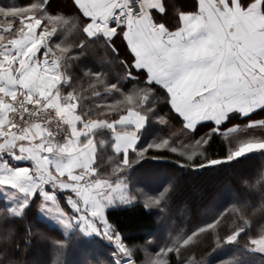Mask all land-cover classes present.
Here are the masks:
<instances>
[{
  "label": "trees",
  "instance_id": "trees-1",
  "mask_svg": "<svg viewBox=\"0 0 264 264\" xmlns=\"http://www.w3.org/2000/svg\"><path fill=\"white\" fill-rule=\"evenodd\" d=\"M27 17L47 33L44 51L60 59L67 80L61 92L75 99L82 123L112 124L119 132L134 127L120 125V117L134 113L142 120L125 154L112 150L110 129L96 131L89 178L125 184L128 203L103 215L134 263L264 264V254L249 243L264 237V149L242 150L264 142V122L251 127L248 117H232L219 129L202 123L188 130L167 92L135 71L125 50L101 33L86 35L88 20L72 0H0L2 35H21ZM161 169L164 179L155 183ZM37 207L33 199L13 215L0 199V264L122 262L113 258L104 223L95 221L90 236L76 226L64 235L38 217Z\"/></svg>",
  "mask_w": 264,
  "mask_h": 264
},
{
  "label": "crops",
  "instance_id": "crops-1",
  "mask_svg": "<svg viewBox=\"0 0 264 264\" xmlns=\"http://www.w3.org/2000/svg\"><path fill=\"white\" fill-rule=\"evenodd\" d=\"M72 2L88 20L86 35L101 33L112 47L125 50L132 68L167 92L186 129L202 123L219 129L232 117H248L251 127L264 122V0H142L144 16L129 19L118 29L120 36L108 27L98 32L96 26L112 15L118 0ZM6 27L0 23V31ZM22 27L23 33L10 39L0 33V189L5 190L0 199L5 205V194L29 203L37 199V214L45 205H56L68 216L71 231L76 226L90 236L95 221L105 224L104 211L116 204H108V195L119 184L101 178L82 182L91 177L96 161V131L110 129L112 150L125 154L137 142L142 120L134 113L120 117V125L134 127L119 132L112 124L82 123L75 99L61 92L67 80L39 72L47 33H38L30 17ZM18 94L45 99L56 110L68 131L59 145L37 125L21 137L3 136L5 101ZM61 97L67 98L65 105ZM247 146L243 152L259 151L264 142Z\"/></svg>",
  "mask_w": 264,
  "mask_h": 264
},
{
  "label": "built area",
  "instance_id": "built-area-1",
  "mask_svg": "<svg viewBox=\"0 0 264 264\" xmlns=\"http://www.w3.org/2000/svg\"><path fill=\"white\" fill-rule=\"evenodd\" d=\"M144 14L145 7L142 0H118L112 15L105 22H97L96 26L98 30L104 27L117 30L129 19L138 20ZM39 72L60 82L64 79L60 62L56 58L43 57L39 61ZM5 103L7 106L3 128L5 138L10 135L23 136L30 125H37L45 133L47 140L54 145H59L68 136L66 123L45 99L18 94L6 100ZM60 103L65 105L67 98L61 97ZM86 179L85 177L82 180ZM112 236L117 235L112 232Z\"/></svg>",
  "mask_w": 264,
  "mask_h": 264
},
{
  "label": "rangeland",
  "instance_id": "rangeland-1",
  "mask_svg": "<svg viewBox=\"0 0 264 264\" xmlns=\"http://www.w3.org/2000/svg\"><path fill=\"white\" fill-rule=\"evenodd\" d=\"M45 53H46L45 54L46 57L56 58L59 60V62H61L59 58L48 54V52H45ZM163 174H164V170L162 169L158 170L155 183H158L164 179ZM4 191H5L4 189H0V194H3ZM111 191L112 192L110 193V195H108L109 197L108 200H110V203H108L109 205H112L115 203H120L123 205V204L128 203V200L126 199L127 197H126L125 184L119 183L115 187H113ZM12 195L13 194H5L4 198L6 199V203H7L6 207L8 208L11 214L17 215V213L20 214L22 209L25 208L24 206L25 202L22 201L21 198H18ZM223 198H226L225 195L223 196ZM37 215L41 220L47 222L49 225L57 227L64 235H67L71 232L72 225L69 221L68 216L64 212L60 211V209L56 205L52 204L51 206H49V208L46 207L45 205V209H42L40 212H38ZM61 221H66V223L70 225V227H66L64 223H61ZM104 226L106 225L104 224ZM105 228L106 229L103 232L105 239L110 240L115 246V249H114L115 252L113 255L114 260L123 262L125 260L131 259L129 251L119 243V241L117 240V236L116 237L112 236V231L109 229L108 226H106ZM37 252H39L38 249H37ZM119 256L121 257V260Z\"/></svg>",
  "mask_w": 264,
  "mask_h": 264
},
{
  "label": "snow or ice",
  "instance_id": "snow-or-ice-1",
  "mask_svg": "<svg viewBox=\"0 0 264 264\" xmlns=\"http://www.w3.org/2000/svg\"><path fill=\"white\" fill-rule=\"evenodd\" d=\"M34 196L35 194H33V197ZM28 205H29V201H26L24 206L28 207ZM17 215H19V213H17ZM61 223H64L66 227H70V225H68L66 221H61ZM238 235L239 233H236L233 234L232 236L227 237V242L229 243L234 242L237 239ZM249 243H251L257 251L264 252V237L250 240Z\"/></svg>",
  "mask_w": 264,
  "mask_h": 264
},
{
  "label": "water",
  "instance_id": "water-1",
  "mask_svg": "<svg viewBox=\"0 0 264 264\" xmlns=\"http://www.w3.org/2000/svg\"><path fill=\"white\" fill-rule=\"evenodd\" d=\"M122 264H135V263H134L133 260H128V261H126V262H124V263H122Z\"/></svg>",
  "mask_w": 264,
  "mask_h": 264
}]
</instances>
